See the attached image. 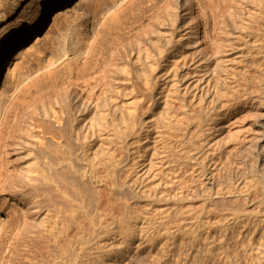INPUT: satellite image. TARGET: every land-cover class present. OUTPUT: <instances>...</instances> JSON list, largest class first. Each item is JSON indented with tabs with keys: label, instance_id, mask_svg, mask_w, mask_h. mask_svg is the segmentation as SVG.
Instances as JSON below:
<instances>
[{
	"label": "rangeland",
	"instance_id": "obj_1",
	"mask_svg": "<svg viewBox=\"0 0 264 264\" xmlns=\"http://www.w3.org/2000/svg\"><path fill=\"white\" fill-rule=\"evenodd\" d=\"M89 1L97 17L81 40L87 21L78 0L0 2L5 33L0 46L8 35L17 37L0 50V88L34 59L60 47L64 35L52 32L54 25L76 16L83 20L68 39L82 46L80 70L31 85L12 106L0 108V145H8L7 153L0 148L6 187L28 190L27 176L37 161L33 142L42 139L49 123H64L75 146L87 143V167L94 164L98 172L96 179L79 176L76 188H68L64 222L49 221L53 213L44 190L28 199L46 201L34 211L28 229L9 218L15 209L0 196V264H264V49L251 57L257 41L229 51L227 68L215 76L216 63L208 58L217 46L207 44L204 34L195 42V30L188 35L181 25L175 72L159 71V85L152 91L153 82L149 91L152 69L147 50H139L156 51L151 37L163 35L141 18L150 2ZM221 1L214 0L215 7ZM127 4L126 15L120 10ZM123 39L126 52L120 49L125 56L116 67V92L113 79L104 86L98 77L114 70L113 47ZM105 42L103 52H92ZM212 77L216 89L214 81L209 84ZM70 78L75 82H63ZM82 103L89 109L83 110ZM131 112L137 113L136 132L124 142L116 131L132 123ZM86 133L91 144L78 138ZM46 134L51 142L52 134ZM15 139L23 142L18 153L10 145ZM118 142L125 147L116 152ZM112 160L117 168L110 179L103 165Z\"/></svg>",
	"mask_w": 264,
	"mask_h": 264
},
{
	"label": "bare ground",
	"instance_id": "obj_2",
	"mask_svg": "<svg viewBox=\"0 0 264 264\" xmlns=\"http://www.w3.org/2000/svg\"><path fill=\"white\" fill-rule=\"evenodd\" d=\"M15 1H19V0H15ZM148 1L150 2V4L146 8V10L143 11L141 18L143 19L146 16V20L148 21L147 28L151 29L154 33L163 34L161 37L158 38L153 36L151 37V39L155 40L156 49L154 48L153 49L156 51H148L149 49L146 47H143L139 50V52H142L144 49L147 50L144 53H146L147 56V60H148L147 64L152 69L150 70L147 84L149 88V85H151L154 82L153 83L154 87L153 85H151L153 87L152 91H154L155 87L159 85L160 82L158 75L159 71L167 70L168 72H172V73L173 71L175 72V67L177 66L176 62H177V46H178L177 31L182 28L181 25L186 26V28H188L186 29L187 32H189L188 35H190L193 32V30H195V37H196L195 42L197 41L199 42L201 40L202 35L204 34V39L205 41H207L206 42L207 44H209L212 47H214V45L217 46L218 48L217 53H212V57L208 58L209 62L216 63V66L212 70V75L215 76L219 75L220 73L219 71H222L223 67L226 66L225 56L228 54L229 51H233L236 48L237 49L240 48L243 49L246 47L249 48L255 42L258 41L256 44L257 51L254 53H250L251 57H258L259 55L263 54L262 52L264 49V0H222L219 5H216V7L214 5V0H148ZM77 4L81 6L83 15L85 14L84 20L87 21V24L84 29V35L79 38V40H81L84 39L88 31H91L94 28L95 17H97V15L94 14L92 9L90 8L89 0H78ZM105 4H108L110 6L109 3H105ZM128 6L129 4L123 6L120 11L123 14L128 13L129 10ZM0 16H2V14ZM79 19L80 18L76 16L74 18L69 19V21H65L60 26L59 24L53 26L52 32L57 33L59 36L64 35L63 36L64 40H62V44H60V47L57 50H55V52L50 56L34 59V61H32L31 64H29L27 67L25 66L14 75L13 82H11L9 85H4L3 87L0 88V108L5 105L12 106L17 101L19 95L26 88H28L29 86L31 87V85L37 84L41 81H47L48 79H51L53 76H55L54 78H56L62 74L72 73L74 71L80 70L79 60H80V54L82 52L81 51L82 46L77 43L72 44L68 42V39L75 33H78V31L82 27L83 20L79 21ZM69 22H71L72 25L71 24L69 25L68 24ZM109 22L111 23V20ZM69 26L70 28H68ZM26 29H28L27 31H29V29H32V27L26 26ZM62 29H67L68 32L61 33ZM3 32L4 30L1 29L0 35L1 34L4 35L5 33ZM251 35L254 36L255 41L253 40V36ZM14 36H16V34ZM8 37L10 36L8 35L6 37L7 42L4 43V45L2 44V46H0L1 51H5V45L7 43L12 42L13 39L17 38V37H13V38H8ZM122 42H124V39L117 41L116 45L118 48H115L116 46L115 47L112 46L115 50L114 70L111 69L109 75L108 74L100 75V79L98 77V81L99 80L104 81V86H108V83L111 81V79H113L111 81V84L112 85L114 84L113 88L115 89L116 92L120 90L116 86L117 77H118L117 76L118 69L116 67L119 66L121 62H124L125 55L122 52L123 51L126 52V50H123L124 46L122 45ZM104 44H106V42L102 43L100 47L94 48L92 52L93 53L103 52L104 49L108 48L104 46ZM120 49H122L123 51ZM210 55L211 54H209V56ZM261 57L264 58V55ZM225 68H227V66ZM262 69H264V66L262 67ZM225 72L226 71H223V74ZM223 74L221 73V75ZM227 75L228 74H226L225 76ZM221 78L223 79V76ZM221 78H217V81L219 82V79ZM225 80L226 78L224 79V81ZM88 81L90 80L88 79ZM213 81H214L213 77L209 78V84L213 83ZM63 82L67 84H71L75 82V79L70 78ZM123 82H124L123 86L126 88L128 86V82L126 80H124ZM212 87L216 89L215 81L212 84ZM150 89L151 87L148 90L151 91ZM42 93L44 94V92ZM150 96L152 95L150 94L149 98ZM157 99L159 98L157 97L156 101ZM156 101L154 99V102ZM80 106L85 107L83 110L89 109V105L86 103H82L80 104ZM137 118H138L137 113L131 112L130 119L132 123L128 122L124 126V128H121L118 131H116V135L121 141L125 142V139H127L128 134L130 133L134 134L136 132L135 125L137 122ZM85 120L86 119L84 118L83 121ZM47 125L48 126L46 127L48 128V130H46V132L52 134V137L50 138L51 142L48 141V138L46 137L47 135L46 132L42 137V139L38 138L37 141L33 142L34 157H35L34 159L37 161H35L34 164L32 165V175L27 176V180H26V183L29 182L32 191L29 190L31 189L29 187L28 190H26V192L17 193L20 190L17 189L18 191L15 192L14 190H11L10 188L8 189L6 187L7 183L4 182L6 176L4 177V173H3L4 172L3 163L5 160L1 155L2 153L0 154V196L3 197L4 200L5 199L10 200V202L12 203L15 209V211L11 213L9 218L15 219L16 221L18 220V222L20 221L21 223L24 222V226L27 229L29 227V224L32 223V221L34 222L35 219L34 211L37 209V207H39L38 205L44 202V200L50 202L51 211L53 213V216L48 217L49 221L51 222L52 219H55L56 223L64 222L63 212H64V207L66 208L65 204L68 202L66 201V197H67L66 195H68V188L69 187L76 188V186L79 184V182L77 183V179L80 178L79 176H81V178H86L90 176L91 179L94 178L96 179L98 177L96 166L92 164L91 167H87L86 164L88 161L87 155L90 154L89 153L90 150L88 151V148H86L87 143L86 145L84 144L82 146H79L80 145L79 144L78 146H75L77 145V143L73 144V142L75 141L71 140L70 136H68L67 133L69 132L66 131L67 129L64 123L62 122L59 123V125L57 126H54L50 123ZM74 126L75 125H73V127ZM83 137L85 138L83 139L84 141H87L86 139H88V141L90 140L88 133L78 138H83ZM44 140L48 141L49 143H46ZM124 142L117 143V145L119 146L117 147L118 150L115 149L116 152L124 149L125 147L123 144ZM11 144L15 148L16 151L15 153H18L20 151V147L22 149L23 146V142L20 139L19 140L15 139V141L14 142L12 141L10 145ZM1 145L0 148L3 149H6L7 148L6 146H8V145L1 146ZM43 146H45V148ZM7 150L8 149L5 150L6 153ZM40 157L43 158V161H41L42 163H40ZM112 158H115L114 154L113 157H110V159ZM81 160L86 161L85 165L82 164L83 167H80V165L78 164ZM113 160L115 161V159ZM113 160L111 165H103V168L107 171V176L110 179H112L116 174V168H117V165L113 164L114 162ZM14 182L16 183V181ZM12 183L11 186L13 185ZM8 185H10V183ZM17 186L18 183L16 184V186H12V187L14 188ZM22 190L23 189H21V191ZM38 190L39 192L41 190H44L43 192H45L44 194L45 199L44 200L38 199L36 202L34 200L33 203H30L28 199H30L32 195H35L37 197L38 195L41 194L40 193L37 195ZM93 196H95L96 198V195ZM89 198L91 199V202L88 203H92L94 200H92L91 196ZM89 198H87V201H89L88 200ZM97 200L98 202L100 201L98 198ZM73 216L72 218L78 224L77 213H75ZM45 220L46 219H44V221ZM31 226L33 225L31 224ZM24 236L27 235H25L24 233ZM32 252L37 253L39 252V250L37 249Z\"/></svg>",
	"mask_w": 264,
	"mask_h": 264
}]
</instances>
